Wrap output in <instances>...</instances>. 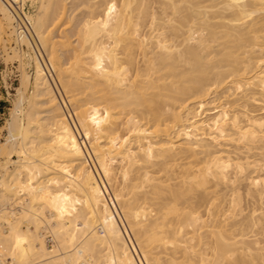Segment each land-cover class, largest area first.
Wrapping results in <instances>:
<instances>
[{"label":"bare ground","instance_id":"6f19581e","mask_svg":"<svg viewBox=\"0 0 264 264\" xmlns=\"http://www.w3.org/2000/svg\"><path fill=\"white\" fill-rule=\"evenodd\" d=\"M24 1L0 264H264V0Z\"/></svg>","mask_w":264,"mask_h":264},{"label":"rangeland","instance_id":"374dc122","mask_svg":"<svg viewBox=\"0 0 264 264\" xmlns=\"http://www.w3.org/2000/svg\"><path fill=\"white\" fill-rule=\"evenodd\" d=\"M69 1L67 0V2H69ZM36 2H37V0H34V4H31L29 0H25L23 3V11L25 13L32 14L34 12L33 6L36 4ZM67 4H68L67 6L70 5V3H67ZM69 8L70 7H68L67 11H66V14H68L67 16L71 17L72 15H74V18L77 17V19H78L79 18L78 13L80 12V8H79V10H75V11H72V9H69ZM77 19H74V21L72 20V23L73 24L76 23L77 21L75 22V20H77ZM62 23H63V20H62ZM72 23H71L72 26L70 25L71 28L68 25L69 24L68 23L66 26L63 27V28H65L64 30H68V31H70V29L73 30L74 29L73 27H75V24L73 25ZM60 24H61V22H60ZM55 28H57V26ZM58 28H59V25H58ZM58 28L56 30L54 29V34H56L57 31L61 30L60 28H59L60 30ZM57 34H58V32H57ZM11 45H13V44H11ZM1 54L3 55V53L1 52V48H0V142L4 143L6 141V137L8 135L7 127H6L7 121H15L14 101H15L16 88L19 86V82H20V80H19L20 72H19L18 67H17L18 66L17 60L13 59V60H9V61L5 62L3 60V57L1 56ZM26 69L29 70L28 68H26ZM29 72H30V70H29ZM257 102L258 101H254V102L249 101L247 104L248 110L253 112V114L264 113V108H263L264 104H263L262 109H260L262 103L261 102L257 103ZM258 106H260V107H258ZM11 157H12L11 159H13V160L17 159L14 156H11ZM17 207L18 206H16V208ZM15 212H16V210L13 209L12 213H15ZM15 216H17V215H15ZM44 243H45L46 249H49L51 246V242H50V239L48 237L45 238Z\"/></svg>","mask_w":264,"mask_h":264}]
</instances>
